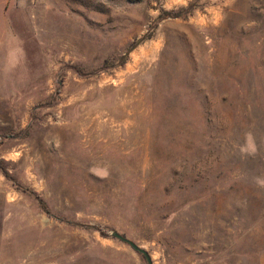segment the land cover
Listing matches in <instances>:
<instances>
[{"label": "rangeland", "instance_id": "obj_1", "mask_svg": "<svg viewBox=\"0 0 264 264\" xmlns=\"http://www.w3.org/2000/svg\"><path fill=\"white\" fill-rule=\"evenodd\" d=\"M113 231L264 264V0H0V264H147Z\"/></svg>", "mask_w": 264, "mask_h": 264}, {"label": "water", "instance_id": "obj_2", "mask_svg": "<svg viewBox=\"0 0 264 264\" xmlns=\"http://www.w3.org/2000/svg\"><path fill=\"white\" fill-rule=\"evenodd\" d=\"M110 236L117 239L118 241H121V242L127 244L133 251L141 254L143 256V258L145 259V262L147 264H151L148 254L143 249H141L137 245H135L132 241L126 239L125 237L121 236L120 234H118L114 231L110 233Z\"/></svg>", "mask_w": 264, "mask_h": 264}, {"label": "trees", "instance_id": "obj_3", "mask_svg": "<svg viewBox=\"0 0 264 264\" xmlns=\"http://www.w3.org/2000/svg\"><path fill=\"white\" fill-rule=\"evenodd\" d=\"M39 202H40L41 206L43 207V204H42V202H41V201H39Z\"/></svg>", "mask_w": 264, "mask_h": 264}]
</instances>
